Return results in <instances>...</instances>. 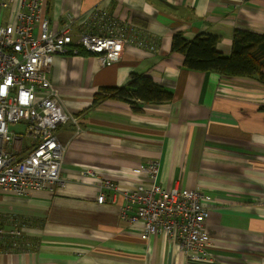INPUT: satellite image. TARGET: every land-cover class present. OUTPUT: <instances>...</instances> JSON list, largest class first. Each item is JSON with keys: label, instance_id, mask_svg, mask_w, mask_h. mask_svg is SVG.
<instances>
[{"label": "crops", "instance_id": "0c3cea01", "mask_svg": "<svg viewBox=\"0 0 264 264\" xmlns=\"http://www.w3.org/2000/svg\"><path fill=\"white\" fill-rule=\"evenodd\" d=\"M9 1L3 13L12 22L21 0ZM94 6L134 18L157 48L128 45L111 65L85 50L54 56L51 81L74 119L57 127L66 146L61 180L26 195L0 191V227L21 232L0 239V264H264V81L189 70L171 49L178 32L188 40L213 34L217 50L230 55L237 29L264 34V0H47L50 27L69 17L79 30V17ZM133 73L151 76L172 99L138 101L139 111L123 100L93 103L102 87L124 86ZM9 129L23 135L11 144L22 158L33 146L26 125ZM154 159L163 187L207 193L211 244L202 261L165 234L144 239L143 224L122 215L121 192L97 200L106 179L132 190L146 178L137 169Z\"/></svg>", "mask_w": 264, "mask_h": 264}, {"label": "built area", "instance_id": "2783aa9c", "mask_svg": "<svg viewBox=\"0 0 264 264\" xmlns=\"http://www.w3.org/2000/svg\"><path fill=\"white\" fill-rule=\"evenodd\" d=\"M9 5V0H0V191L26 195L33 189L53 190L61 180L66 146L57 127L73 117L63 110L60 93L51 81L54 56L84 49L111 65L128 45L155 51L156 43L151 34L136 30L101 6L81 15L75 31L71 20L58 30L50 27L47 0H21L12 22L5 21L3 13ZM20 122L33 142L22 158L11 144L23 135L9 129L10 124ZM159 169L158 159L140 166L137 171L146 178L132 190L121 191L117 182L106 179L97 200L114 201L113 193L121 192L125 198L122 215L143 224L144 239L165 234L178 243L185 257L202 261L211 244L210 208L203 204L207 193L199 188H165L158 182ZM83 172L94 174L90 168ZM20 236V230L0 227L2 242Z\"/></svg>", "mask_w": 264, "mask_h": 264}, {"label": "trees", "instance_id": "16d2710c", "mask_svg": "<svg viewBox=\"0 0 264 264\" xmlns=\"http://www.w3.org/2000/svg\"><path fill=\"white\" fill-rule=\"evenodd\" d=\"M217 42L218 37L213 34H199L188 40L178 32L173 36L171 49L184 54V65L189 70L214 71L226 76H252L264 81V34L237 29L230 55L219 52ZM172 97V92L151 76L133 73L124 86L102 87L94 95L93 103L109 98L123 100L139 111L141 107L138 101L160 103ZM20 244L23 246L25 242Z\"/></svg>", "mask_w": 264, "mask_h": 264}, {"label": "bare ground", "instance_id": "6f19581e", "mask_svg": "<svg viewBox=\"0 0 264 264\" xmlns=\"http://www.w3.org/2000/svg\"><path fill=\"white\" fill-rule=\"evenodd\" d=\"M95 7V6H94ZM93 8V7H92ZM91 8V9H92ZM88 10H90V9H88ZM87 10V11H88ZM112 16H114V17H116V18H119V19H121V20H123L124 22H126L124 19H123V17H120L119 15H117V14H115V13H113V12H110L108 9H106ZM86 11V12H87ZM85 12V13H86ZM84 14V13H83ZM83 14H81V15H83ZM70 19H69V17L67 18V21H69ZM127 23V22H126ZM129 24H131V26L132 27H135V29L136 30H138V29H142V30H144L145 32H147V33H149V34H151L150 32H149V30L148 29H146L145 27H143V26H141V25H139V24H136L135 22H134V18H133V20H130L129 22H128ZM74 23L72 22V25H73ZM80 25V17H79V19H78V26ZM152 36V35H151ZM153 37V36H152ZM156 43V42H155ZM135 46H137V45H135ZM139 47V46H138ZM142 48V47H141ZM156 48H157V46H156ZM146 49V48H145ZM81 50H84V49H78L77 50V52H71V53H67V55L68 54H76V53H79ZM148 50V49H147ZM156 50V49H155ZM86 51V50H85ZM86 52H88V51H86ZM89 54H91V55H94V53L93 52H88ZM66 55V54H65ZM52 66H53V62H52V64H51V69H50V72L52 71ZM55 86V85H54ZM56 87V86H55ZM56 89L58 90V92L60 93V90L56 87ZM17 140H15L14 142H16ZM14 142H12V144L14 143Z\"/></svg>", "mask_w": 264, "mask_h": 264}, {"label": "rangeland", "instance_id": "374dc122", "mask_svg": "<svg viewBox=\"0 0 264 264\" xmlns=\"http://www.w3.org/2000/svg\"><path fill=\"white\" fill-rule=\"evenodd\" d=\"M21 127H22V125H21Z\"/></svg>", "mask_w": 264, "mask_h": 264}]
</instances>
